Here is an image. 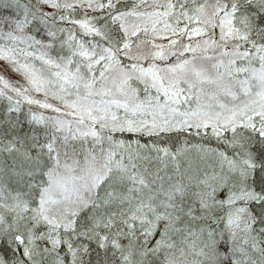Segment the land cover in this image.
I'll use <instances>...</instances> for the list:
<instances>
[{"label": "snow or ice", "instance_id": "6c2138e0", "mask_svg": "<svg viewBox=\"0 0 264 264\" xmlns=\"http://www.w3.org/2000/svg\"><path fill=\"white\" fill-rule=\"evenodd\" d=\"M0 264H264V0H0Z\"/></svg>", "mask_w": 264, "mask_h": 264}]
</instances>
